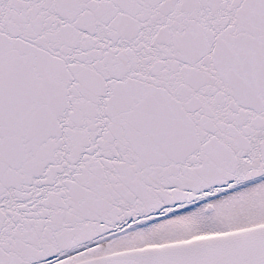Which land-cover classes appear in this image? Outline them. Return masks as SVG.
Masks as SVG:
<instances>
[{"label": "snow or ice", "instance_id": "snow-or-ice-1", "mask_svg": "<svg viewBox=\"0 0 264 264\" xmlns=\"http://www.w3.org/2000/svg\"><path fill=\"white\" fill-rule=\"evenodd\" d=\"M0 264H264V0H0Z\"/></svg>", "mask_w": 264, "mask_h": 264}]
</instances>
